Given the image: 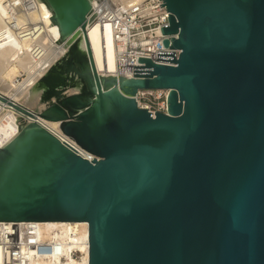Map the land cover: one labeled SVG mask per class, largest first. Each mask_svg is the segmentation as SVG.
<instances>
[{
    "label": "water",
    "instance_id": "water-1",
    "mask_svg": "<svg viewBox=\"0 0 264 264\" xmlns=\"http://www.w3.org/2000/svg\"><path fill=\"white\" fill-rule=\"evenodd\" d=\"M42 1L62 41L81 30L85 63L67 72L89 94L56 73L41 112L0 95L31 119L0 149V222L87 223L88 264H264V0H161L180 55L139 58L130 79L96 71L89 0ZM140 90H168L167 113Z\"/></svg>",
    "mask_w": 264,
    "mask_h": 264
},
{
    "label": "built area",
    "instance_id": "built-area-1",
    "mask_svg": "<svg viewBox=\"0 0 264 264\" xmlns=\"http://www.w3.org/2000/svg\"><path fill=\"white\" fill-rule=\"evenodd\" d=\"M19 1L25 10L35 8L32 0ZM97 2L96 8L91 6L86 30L92 24L99 25L101 30L109 27L115 49L117 77L133 78L134 66H141L139 58L171 65L157 62L158 52H175L178 59L179 50L166 49L163 45L165 39L172 37L164 36L162 32L168 26L170 14L161 0H140L129 6L116 0ZM168 94V90H140L135 100L140 108L146 109L155 118L156 112L167 113ZM55 135L81 157L90 162L95 159L70 137L62 133ZM88 259L87 223H57L44 227L35 222H0L2 264H88Z\"/></svg>",
    "mask_w": 264,
    "mask_h": 264
},
{
    "label": "bare ground",
    "instance_id": "bare-ground-1",
    "mask_svg": "<svg viewBox=\"0 0 264 264\" xmlns=\"http://www.w3.org/2000/svg\"><path fill=\"white\" fill-rule=\"evenodd\" d=\"M32 1L35 8L28 11L19 0H0V95L32 113H37L46 108H43L41 102L46 90L41 79L47 76L55 63L68 53L72 43H75L77 53L83 56L86 53V41L80 31L62 41L42 7L53 15L50 8L42 0ZM116 1L129 6L140 0ZM89 2L93 8L98 5L97 0ZM86 38L98 74L104 78L117 79L119 76L117 77L115 73V49L109 27L101 30L99 25L92 24L88 27ZM80 61L85 63L84 60ZM16 77L23 79L21 82L14 81ZM80 91L79 88H74L67 93L89 94L87 92L82 94ZM36 120L53 133L61 134L60 123L40 118ZM23 121L29 123L31 119L0 100V149L19 134ZM35 223L44 227L57 224Z\"/></svg>",
    "mask_w": 264,
    "mask_h": 264
},
{
    "label": "rangeland",
    "instance_id": "rangeland-1",
    "mask_svg": "<svg viewBox=\"0 0 264 264\" xmlns=\"http://www.w3.org/2000/svg\"><path fill=\"white\" fill-rule=\"evenodd\" d=\"M71 54V55H70ZM69 57H68V56ZM72 59L73 62L75 63H78V64H83L82 61L80 60H83L81 55H79L77 53V51L74 49V50H69L68 53H66V55L63 56V58H60L56 63L55 65L53 66L54 67V71L55 72H51L52 70H50L49 72L50 73H47V74H56L58 73L62 78H64L65 80V83L67 84V90L65 91L66 94H68L67 92H69V90L71 89H74V88H79L81 91L80 93L83 94V92L87 91L86 89V86L83 82H81V80H79L80 78L75 74V73H69L67 72V64H68V60L69 59ZM76 58V59H75ZM79 58V59H78ZM60 70V71H59ZM69 78H70V81H69ZM23 79V77H16L14 79V81H19L21 82ZM72 79V81H71ZM75 83H74V82ZM77 84V85H76ZM69 85V86H68ZM85 86V87H84ZM77 94V93H76ZM71 95V94H69ZM26 100V99H24ZM43 100V101H42ZM41 102H42V105H43V108L47 107L51 102H54L55 101V97L51 96L49 99H42Z\"/></svg>",
    "mask_w": 264,
    "mask_h": 264
}]
</instances>
